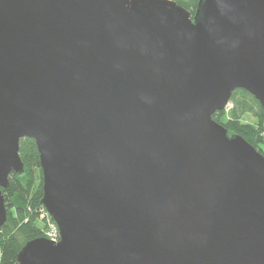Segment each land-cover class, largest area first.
<instances>
[{
	"label": "water",
	"instance_id": "1",
	"mask_svg": "<svg viewBox=\"0 0 264 264\" xmlns=\"http://www.w3.org/2000/svg\"><path fill=\"white\" fill-rule=\"evenodd\" d=\"M264 108V0H0L2 187L37 144L61 238L19 264H264V154L213 114Z\"/></svg>",
	"mask_w": 264,
	"mask_h": 264
},
{
	"label": "trees",
	"instance_id": "2",
	"mask_svg": "<svg viewBox=\"0 0 264 264\" xmlns=\"http://www.w3.org/2000/svg\"><path fill=\"white\" fill-rule=\"evenodd\" d=\"M192 14L200 0H175ZM228 110L213 114L230 135L240 134L261 152L259 142L264 141V108L247 90L236 89L230 99ZM246 115L255 121L244 120ZM20 156L24 163L23 172H11L9 184L2 187L7 204V220L0 227V264H19L18 253L26 242L45 235L41 228V207L43 206L42 169L39 151L34 139L25 137L20 141ZM42 221V220H41ZM44 223V221H43ZM45 224V223H44Z\"/></svg>",
	"mask_w": 264,
	"mask_h": 264
},
{
	"label": "built area",
	"instance_id": "3",
	"mask_svg": "<svg viewBox=\"0 0 264 264\" xmlns=\"http://www.w3.org/2000/svg\"><path fill=\"white\" fill-rule=\"evenodd\" d=\"M231 106L232 103L229 102L226 107V110H228ZM263 137H264V131H263ZM41 220L44 221L45 223L44 226L46 227L44 236L54 241L60 240L61 238L60 229L44 205L41 207Z\"/></svg>",
	"mask_w": 264,
	"mask_h": 264
},
{
	"label": "rangeland",
	"instance_id": "4",
	"mask_svg": "<svg viewBox=\"0 0 264 264\" xmlns=\"http://www.w3.org/2000/svg\"><path fill=\"white\" fill-rule=\"evenodd\" d=\"M244 120L252 121V122L255 121L254 117L251 116V115H246V116L244 117ZM259 148L262 150V153L264 154V141L259 142ZM38 225H39L41 228H43V227H44V223H43V221L38 220Z\"/></svg>",
	"mask_w": 264,
	"mask_h": 264
}]
</instances>
